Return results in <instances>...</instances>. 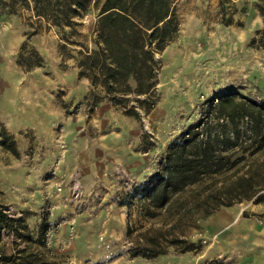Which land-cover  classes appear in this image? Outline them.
Returning a JSON list of instances; mask_svg holds the SVG:
<instances>
[{"label": "rangeland", "instance_id": "obj_1", "mask_svg": "<svg viewBox=\"0 0 264 264\" xmlns=\"http://www.w3.org/2000/svg\"><path fill=\"white\" fill-rule=\"evenodd\" d=\"M176 13L177 35L155 54V104L149 112L138 108V117L101 97L98 88L99 100H93L89 81L78 77L75 59L67 56L79 46L66 44L62 59L63 41L53 26L22 7L0 18V124L18 151L0 148V204L23 218L21 233L35 237L42 218L49 223L48 250L6 230L0 254L39 247L49 264H264V247H209L218 237L208 235L216 213L238 208L240 218L221 237L246 227L264 232V200L222 206L208 216L197 204L261 161L260 151L190 185L163 208H149L138 194L168 146L204 114L202 101L233 88L256 94L255 84L264 80V49L249 45L264 30V0H177ZM93 23V9L76 19L78 43L92 47ZM24 43L42 65L26 70L17 64ZM174 237L188 249L168 245ZM150 238L166 252L135 256Z\"/></svg>", "mask_w": 264, "mask_h": 264}, {"label": "trees", "instance_id": "obj_2", "mask_svg": "<svg viewBox=\"0 0 264 264\" xmlns=\"http://www.w3.org/2000/svg\"><path fill=\"white\" fill-rule=\"evenodd\" d=\"M21 7L59 32L63 41L59 44L62 59L68 53L66 44L79 46L67 56L75 59L78 77L89 81V95L95 102L99 100L94 92L98 88L103 92L101 97L126 107V115L138 117V108L149 112L154 106L159 66L155 54L175 38L180 26L175 0H0V18L15 15ZM91 9L94 10V39L89 47L78 43L74 36L79 34L76 19ZM229 24L231 21L227 19L226 25ZM249 45L264 49V30H257ZM16 62L30 70L42 65V58L24 43ZM255 86L256 94L252 90L233 88L202 101L204 114L168 146L155 172L138 188V194L149 208H163L174 195L206 176L244 164L247 152L260 151L264 155V80ZM132 96L135 104H129ZM0 148L18 155L14 139L1 124ZM263 190L264 157L254 165L249 163L242 174L223 188L210 191L197 204L202 208V215L208 216L222 206L244 200L261 202ZM25 228L22 217L9 215L0 204V243L7 230L15 237L47 249L44 246L49 223L44 217L35 237L21 233L20 229ZM148 242V247L133 254L151 258L166 252V247L159 245V239L150 238ZM184 244L176 237L168 242L179 246L181 251L188 249ZM38 248H15L10 254H0V262L49 264Z\"/></svg>", "mask_w": 264, "mask_h": 264}, {"label": "crops", "instance_id": "obj_3", "mask_svg": "<svg viewBox=\"0 0 264 264\" xmlns=\"http://www.w3.org/2000/svg\"><path fill=\"white\" fill-rule=\"evenodd\" d=\"M176 2L175 0V9H176ZM242 213V209L238 208L235 211H225L220 210L216 213L213 218H211V229H209V236L217 235V240L215 243H211L209 247L214 244L223 245V247H264V232L261 230H255L251 227L243 228L242 230L238 231L235 235L233 233L223 234L224 228L231 224L235 219L240 218V214ZM253 216H251L252 218ZM250 218V219H251ZM248 219V221H250ZM226 221L225 225L222 227L216 226V222L219 221ZM239 235L240 239L235 238V236ZM221 237V238H220Z\"/></svg>", "mask_w": 264, "mask_h": 264}, {"label": "built area", "instance_id": "obj_4", "mask_svg": "<svg viewBox=\"0 0 264 264\" xmlns=\"http://www.w3.org/2000/svg\"><path fill=\"white\" fill-rule=\"evenodd\" d=\"M7 212L9 213V215H11V214H10V211H7Z\"/></svg>", "mask_w": 264, "mask_h": 264}]
</instances>
